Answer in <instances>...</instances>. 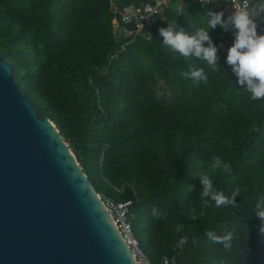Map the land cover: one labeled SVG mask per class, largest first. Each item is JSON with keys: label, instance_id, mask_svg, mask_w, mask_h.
Listing matches in <instances>:
<instances>
[{"label": "trees", "instance_id": "16d2710c", "mask_svg": "<svg viewBox=\"0 0 264 264\" xmlns=\"http://www.w3.org/2000/svg\"><path fill=\"white\" fill-rule=\"evenodd\" d=\"M184 1L180 14L155 17L149 41L137 38L122 50L109 0H0V56L103 201L131 202L132 233L151 264L177 252L178 264H264V221L255 210L264 198V99L251 100L227 64L233 31L210 32L218 71L163 44L159 28L170 23L189 34L206 26L211 6ZM189 65L204 67L208 83L194 86L181 76ZM213 156L231 165L228 173L216 171L214 185L226 195L239 185L240 207H209L193 221L190 209L199 212L202 190L196 175ZM208 231H233L231 251Z\"/></svg>", "mask_w": 264, "mask_h": 264}, {"label": "water", "instance_id": "95a60500", "mask_svg": "<svg viewBox=\"0 0 264 264\" xmlns=\"http://www.w3.org/2000/svg\"><path fill=\"white\" fill-rule=\"evenodd\" d=\"M0 264H137L69 145L1 56Z\"/></svg>", "mask_w": 264, "mask_h": 264}, {"label": "clouds", "instance_id": "9594fccd", "mask_svg": "<svg viewBox=\"0 0 264 264\" xmlns=\"http://www.w3.org/2000/svg\"><path fill=\"white\" fill-rule=\"evenodd\" d=\"M207 2L211 5L214 0H207ZM232 9L231 14L225 18L223 11L217 12L207 7L204 10L206 26L195 28L189 34L182 28L177 30L176 23L173 22L167 27L159 28V35L163 37L165 46L172 52L178 53L186 61L188 58L206 61L212 71H218V46L214 43L210 32L217 26H220L224 32L233 31L234 41L227 50V64L237 77L238 83L244 86L243 89L250 94L251 100L264 99V32L258 33L259 26L264 24V0H255L251 4L248 0H244L242 5H236ZM219 47H223V44ZM180 75L194 86L201 83L207 84L209 80L204 67L197 68L189 65L188 70H181ZM217 170L228 173L231 171V165L220 156H213L209 169L196 175L202 185V190L199 192L201 205L199 212L195 208L190 209L191 214L188 219L194 221L205 216V209L213 206L217 209L229 206L233 209L240 207L236 198L241 196V187L234 186L228 195L218 190L214 185V174ZM192 190V185H187V191L190 193ZM255 210L256 215L264 221V198L255 203ZM154 215L158 220H167V213L154 210ZM248 218L251 219V216ZM174 228L179 233L183 225L178 223ZM259 231L261 235H264V224L261 225ZM206 235L212 242L221 244L226 252L231 251L235 239L233 231H227L223 235L208 231ZM181 243L184 241L181 240ZM249 251L247 245L244 250L245 257Z\"/></svg>", "mask_w": 264, "mask_h": 264}, {"label": "built area", "instance_id": "2783aa9c", "mask_svg": "<svg viewBox=\"0 0 264 264\" xmlns=\"http://www.w3.org/2000/svg\"><path fill=\"white\" fill-rule=\"evenodd\" d=\"M193 1L200 5H210L207 0ZM248 2L251 4L255 0H248ZM243 3L244 0H214V3L210 6L217 12L223 11L225 18H227L233 11L232 8ZM184 8V0H109V10L113 17L111 21L113 35L116 40L122 42V50L137 38L149 41L154 19L159 13L170 10L180 14ZM258 31L264 32V24L259 26ZM104 203L137 264H151L147 253L135 240L132 233L129 220L131 202L114 203L104 201ZM182 240L185 242V239ZM183 244L181 241L179 242L176 247L177 251L181 250ZM178 253L164 257L160 264H178Z\"/></svg>", "mask_w": 264, "mask_h": 264}]
</instances>
